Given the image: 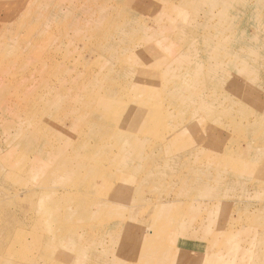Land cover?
Wrapping results in <instances>:
<instances>
[{
    "label": "rangeland",
    "instance_id": "374dc122",
    "mask_svg": "<svg viewBox=\"0 0 264 264\" xmlns=\"http://www.w3.org/2000/svg\"><path fill=\"white\" fill-rule=\"evenodd\" d=\"M0 30V264H264V0H0ZM193 59L187 72L215 67L209 80L236 90L186 102L197 82L164 91L141 73L113 111L133 115L126 135L86 126L89 106L73 116L108 70L122 82ZM95 201L105 213L86 218Z\"/></svg>",
    "mask_w": 264,
    "mask_h": 264
},
{
    "label": "bare ground",
    "instance_id": "6f19581e",
    "mask_svg": "<svg viewBox=\"0 0 264 264\" xmlns=\"http://www.w3.org/2000/svg\"><path fill=\"white\" fill-rule=\"evenodd\" d=\"M38 4V3H37ZM46 7V5H45ZM235 7V6H234ZM34 9V7H33ZM32 11V10H30ZM42 12V11H41ZM30 13V12H29ZM37 14V13H36ZM119 14V13H118ZM64 15V13H63ZM36 17V16H35ZM61 17V11L60 12H57L56 14V18H59ZM107 19L109 18V14H107ZM122 17V16H121ZM23 18V17H22ZM45 18V17H44ZM43 18V20H44ZM111 18V17H110ZM119 18V17H118ZM123 18V17H122ZM125 18V17H124ZM32 19V18H31ZM42 20V21H43ZM41 21V22H42ZM79 21V20H78ZM121 21V20H120ZM119 21V22H120ZM17 22V21H16ZM226 22V21H225ZM228 22V21H227ZM79 23V24H78ZM76 23H73L71 25V27L69 29H67L68 31L70 30H74L72 32H74L75 34H78V38L79 40H88L90 39L89 37V34H83V27L84 25H82L81 22H78ZM129 23V22H127ZM226 23H224L225 25ZM7 25V24H6ZM42 25V24H41ZM129 25V24H127ZM123 26V25H122ZM7 27V26H5ZM222 28V27H221ZM30 29V28H29ZM158 29V28H157ZM14 30V29H13ZM40 30V29H39ZM218 30V29H217ZM223 30H224V27H223ZM1 31V30H0ZM15 31V30H14ZM73 33V34H74ZM141 33V32H140ZM217 34H219L217 31H216ZM29 34V33H28ZM74 34V35H75ZM92 35V33H91ZM220 35V34H219ZM145 36V34H144ZM218 36V35H217ZM76 37V36H75ZM146 37V36H145ZM141 36L140 38H142V40H146V38ZM16 38V37H15ZM14 38V39H15ZM149 38V37H148ZM223 39V38H222ZM257 39V38H256ZM20 40V39H19ZM225 43H228V44H231V41L229 39H225L224 40ZM17 43V42H16ZM28 43V42H27ZM27 43H24V44H27ZM30 43V42H29ZM149 43V42H148ZM67 46V45H65ZM149 51V50H148ZM117 50L111 55V58L113 59L114 57L117 56ZM150 56V55H149ZM114 60V59H113ZM166 61H164V63L162 65L165 66V68L162 70L160 69L162 67V65H155V66H150L147 64H142V63H138L137 64V71H131V72H134L135 73V77L131 74V72H124V73H121L119 78L122 79V82H114L111 80V77L110 74L112 71H107L106 72V75L105 74H102L105 78V80L107 81L105 85V87H103L102 89L103 90H91V89H85L84 91H81V94L80 95H73V97L71 98H74L75 101H73V103H69L70 105H73L74 107H76V112L75 114H73V116L75 117H82L83 119L85 118V115H86V109H87V106H89L88 110L89 109H92L96 114H95V119L93 118H90L88 121H85L86 126L88 125L90 128H92L93 126H96V127H102L103 129H105L106 131H109L108 130V127L111 126L112 128H114L116 132H119V133H124V135H126V132L128 130H132V127L131 125H129L128 123V119L131 118L133 115H131L127 121H124L123 119L119 118V117H115L113 115V111H116V109L119 107V106H122L123 103L122 102H125L127 101V99L123 96L125 93L127 92H130L131 88L133 87L134 88V91H137V90H141V85H137L134 78H138L136 77L137 75L140 76L141 73H144L145 74V78H150V77H147L148 74H153L155 76L156 79H152V81H154V84L155 86H157L158 88H160L161 90H167V89H172V88H175L176 90L178 91H184L183 89L185 88V85L186 83H193L195 84L197 82V87L196 86H192V89L194 90H199L200 94L199 93H194L196 94V96H193V97H189L186 99V102H193L194 100L198 99V101L202 102V103H208V101H214L215 98L210 97L207 98L208 95L205 94V91L210 88L211 91L212 90H218L216 92H218L220 95L221 93L226 94V90L229 89V90H236L237 86H236V83H233L232 81H226L224 83V85L221 84V82H218L217 84H214L211 80H209V76L211 77L212 73L215 74V67H211L210 70L206 71V73H203L202 75L200 76H197V74L195 73V69H192V74L187 72L188 69H190L191 67H194L196 69H199L198 66H197V63H196V59H193L191 62H186L185 63V66H177V68H172L171 65L168 66V63L165 64ZM40 63V62H39ZM43 64V62H42ZM64 65V63H63ZM111 65V63H110ZM127 67V66H126ZM41 68V67H40ZM59 68V67H58ZM110 68V67H109ZM132 69V68H130ZM34 71V69H32ZM42 70V69H41ZM39 70V71H41ZM58 70V69H57ZM60 70V68H59ZM113 70V68H112ZM126 70V69H125ZM128 70V69H127ZM37 71V69H36ZM102 71V70H101ZM22 72V71H21ZM75 72V71H74ZM86 72V71H85ZM179 72H182V76L179 77ZM87 73V72H86ZM88 73H92V71L88 72ZM102 73H105L104 71H102ZM89 74V75H90ZM22 75V74H21ZM165 75V76H164ZM241 75L243 76L244 80H247L248 81V76L246 75L245 72H242ZM65 76V74H64ZM100 76L99 74L94 77V80L98 79ZM64 78V77H63ZM65 79V78H64ZM139 79V78H138ZM99 80V79H98ZM104 80V81H105ZM137 80V79H136ZM217 80V79H216ZM254 80V79H253ZM22 81V79H21ZM67 81V80H66ZM90 83V82H89ZM123 84V85H122ZM98 86V85H97ZM100 86V85H99ZM103 86V85H102ZM135 86V87H134ZM18 87V86H16ZM20 89V87H18ZM93 88V87H92ZM53 89V88H52ZM84 89V88H83ZM191 89V88H190ZM174 90V91H176ZM189 90V89H188ZM178 91H176V95H178ZM80 92V91H79ZM150 97V93L148 91H145L144 93V100L146 101L148 98ZM215 97V96H214ZM217 98V97H216ZM162 99V97L160 98ZM139 100V99H138ZM137 100V103H140V105H142L143 101L142 102H139ZM156 102H153V105L155 106L154 110H152V114H155L156 118L157 116L159 117V114H160V109L158 108V105L159 103L157 101H160L159 98H156L155 99ZM197 101V102H198ZM70 102V101H69ZM128 102V101H127ZM199 102V103H200ZM131 102H129L128 104H130ZM202 105V104H201ZM82 106H85L83 109L81 108ZM150 108L151 106L148 105ZM152 109V108H151ZM85 111V114H81L82 112ZM147 110H143V109H140V112H138L139 114V117H149L148 114H151L150 113H146ZM155 112V113H153ZM18 115V113H16ZM20 114V113H19ZM54 115V114H53ZM101 116H106V118L104 120H102V117ZM15 118V117H14ZM19 120V119H18ZM92 120V121H91ZM101 120V121H100ZM35 121V120H34ZM25 122V121H24ZM37 123V122H36ZM22 124V123H21ZM156 125H154L155 127V130L158 129V122L156 123ZM23 125V124H22ZM30 125V124H29ZM134 128L136 130V132H139L141 133L143 131V129L140 127L138 128L137 130V127L136 125H134ZM44 129V128H42ZM86 129V128H85ZM100 131V130H99ZM98 131V132H99ZM112 131V129H111ZM102 134V133H101ZM28 135V134H27ZM103 135V134H102ZM37 136V135H36ZM31 137V136H29ZM25 139V138H24ZM38 139V138H37ZM35 140V139H34ZM25 141V140H24ZM29 142V141H28ZM100 145V143L98 144ZM72 154V153H71ZM69 157V156H68ZM73 158V156H72ZM76 159V158H75ZM84 160V159H83ZM78 161V160H77ZM87 161V159H86ZM62 162H66L68 164H70L67 159H65L64 161L62 160ZM70 162H72L70 160ZM82 162V161H81ZM85 163V161H84ZM82 164V163H81ZM16 165V164H15ZM18 165V164H17ZM88 165V164H87ZM71 166V165H70ZM90 166V165H89ZM46 168V169H45ZM59 168V170H62L61 167H57L56 166L54 167V170L53 172H56L57 169ZM75 168V167H74ZM90 167H88L89 169ZM81 169V168H80ZM43 171L44 173L49 171L48 174L52 171V169H48L47 166H45L43 168ZM45 176V174H44ZM48 179V178H47ZM84 179V178H83ZM48 182L45 180V178L43 177L42 180L40 181V184L41 186L47 184ZM61 183V182H60ZM55 184V183H54ZM59 184V183H58ZM61 185L60 188H63L64 190H66L68 188L67 186V183L64 185V184H59ZM71 191H73V189H70ZM69 189H67V191H70ZM197 191V189H196ZM56 191H51V192H48L47 194H44V208L43 210L46 212V213H49V208L47 207V205L45 203L47 202H52V201H55L57 199V194H55ZM46 193V192H45ZM202 193V192H201ZM62 196V194H61ZM34 201V200H33ZM74 201V200H73ZM100 201V200H99ZM188 201V200H187ZM71 206V204H70ZM79 206V205H78ZM93 206L94 208L96 209V211H92V208L88 209L87 211L84 212V215L86 218L88 217H91V216H99L100 214L102 213H105L104 209H106V206H104L103 204H100L99 202L95 201V203H93ZM77 207V206H76ZM64 209V208H63ZM62 209V210H63ZM67 209V208H66ZM81 209V208H79ZM169 209V208H168ZM70 210V209H69ZM53 212V210H51ZM75 213V211H74ZM68 214V213H67ZM71 214V213H70ZM94 214V215H93ZM96 214V215H95ZM122 214L123 213H119V215L113 217V218H116L118 221H123L124 218L122 217ZM63 215V214H62ZM80 215V214H79ZM78 215V216H79ZM25 216V215H24ZM47 216V215H46ZM67 216V215H66ZM82 216V217H83ZM27 217V216H26ZM68 217V216H67ZM72 218H75V217H72ZM69 219V218H68ZM108 219L107 215L105 214V220ZM136 222V221H135ZM38 225V224H37ZM75 228V227H74ZM72 230V229H71ZM70 232V231H69ZM31 233V232H30ZM29 233V234H30ZM59 233V232H58ZM20 234V233H19ZM74 234V233H73ZM72 236V235H71ZM85 236V235H84ZM20 237V236H19ZM40 237V236H39ZM43 237V236H42ZM147 238V237H146ZM65 242V241H63ZM78 242H81V241H78ZM144 242V241H143ZM16 243V242H15ZM57 243V242H56ZM66 243V242H65ZM20 244V243H19ZM47 244V243H46ZM67 244V243H66ZM33 245V244H32ZM48 245V244H47ZM51 245V244H50ZM63 245V244H62ZM72 245V244H71ZM74 245V244H73ZM72 245V246H73ZM34 246V245H33ZM32 246V247H33ZM37 247L39 245H36ZM28 247V246H27ZM40 247V246H39ZM52 247V246H51ZM54 247V246H53ZM71 247V246H70ZM95 247V246H94ZM66 248V247H64ZM63 248V249H64ZM73 248V247H71ZM36 249V248H35ZM51 250V249H50ZM19 251V250H18ZM42 251V250H41ZM40 252V251H39ZM8 253V252H7ZM42 254V253H41ZM8 255V254H7ZM43 255V254H42ZM175 255V254H174ZM180 255V254H179ZM96 256V255H95ZM92 257V256H91ZM179 256H177L178 258ZM22 258V257H20ZM181 259V257H180ZM32 260V259H31ZM218 263H219V260H217ZM214 262V261H213Z\"/></svg>",
    "mask_w": 264,
    "mask_h": 264
}]
</instances>
